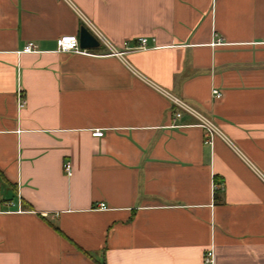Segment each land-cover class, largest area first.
I'll return each instance as SVG.
<instances>
[{
    "label": "crops",
    "instance_id": "obj_1",
    "mask_svg": "<svg viewBox=\"0 0 264 264\" xmlns=\"http://www.w3.org/2000/svg\"><path fill=\"white\" fill-rule=\"evenodd\" d=\"M209 250L264 264V0H0V264Z\"/></svg>",
    "mask_w": 264,
    "mask_h": 264
},
{
    "label": "built area",
    "instance_id": "obj_2",
    "mask_svg": "<svg viewBox=\"0 0 264 264\" xmlns=\"http://www.w3.org/2000/svg\"><path fill=\"white\" fill-rule=\"evenodd\" d=\"M149 48V39L148 38H140L139 43L136 45H132L130 41H125L123 44L122 49H113V53L116 55H123L127 51H137L141 49H148ZM57 49L60 52H73V53H79V54H91L87 49H83L80 46L79 36L77 35H64L57 39ZM36 50V46L34 43H28L26 47L24 48L23 52H33ZM213 94L216 98L222 97V92L214 89ZM20 106H23L25 104V99L23 95L20 93ZM176 103L181 104L180 101L176 100ZM185 107V106H183ZM186 108V107H185ZM180 113L177 114V117H180ZM208 134L209 137V143L212 142V139L214 138V135L217 132V128L214 124H212L209 120L203 119V123L201 124ZM94 136H103L104 131L100 129H96L93 132ZM64 169L66 171V174L68 176L73 175L72 165L69 161H66L64 163ZM100 208L105 209L106 205L103 203L100 205ZM215 252L213 250H209L204 254V264H215Z\"/></svg>",
    "mask_w": 264,
    "mask_h": 264
},
{
    "label": "water",
    "instance_id": "obj_3",
    "mask_svg": "<svg viewBox=\"0 0 264 264\" xmlns=\"http://www.w3.org/2000/svg\"><path fill=\"white\" fill-rule=\"evenodd\" d=\"M79 41L83 49H96L99 48L101 44L98 37L87 26L81 27Z\"/></svg>",
    "mask_w": 264,
    "mask_h": 264
},
{
    "label": "trees",
    "instance_id": "obj_4",
    "mask_svg": "<svg viewBox=\"0 0 264 264\" xmlns=\"http://www.w3.org/2000/svg\"><path fill=\"white\" fill-rule=\"evenodd\" d=\"M98 264H107L105 260H102V261H97Z\"/></svg>",
    "mask_w": 264,
    "mask_h": 264
}]
</instances>
